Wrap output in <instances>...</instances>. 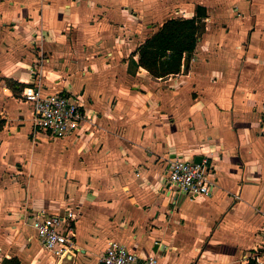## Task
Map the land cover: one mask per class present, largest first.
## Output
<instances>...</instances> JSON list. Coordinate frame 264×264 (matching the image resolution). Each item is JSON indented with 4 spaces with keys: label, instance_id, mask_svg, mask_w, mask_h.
<instances>
[{
    "label": "crops",
    "instance_id": "1",
    "mask_svg": "<svg viewBox=\"0 0 264 264\" xmlns=\"http://www.w3.org/2000/svg\"><path fill=\"white\" fill-rule=\"evenodd\" d=\"M198 6L186 70L152 77L137 49ZM38 86L74 96L86 120L38 133L22 99ZM196 156L213 166L212 192L168 193V160ZM68 210L64 264H97L113 241L158 264L264 261V0H0V264H63L31 219Z\"/></svg>",
    "mask_w": 264,
    "mask_h": 264
},
{
    "label": "built area",
    "instance_id": "2",
    "mask_svg": "<svg viewBox=\"0 0 264 264\" xmlns=\"http://www.w3.org/2000/svg\"><path fill=\"white\" fill-rule=\"evenodd\" d=\"M22 99L32 105L34 130H41L53 138L72 134L86 120L82 106L68 93L46 94L38 87L26 88ZM213 166L209 158L199 164L181 158L168 160L164 187L167 192H178L190 200L209 195L214 182L210 179ZM74 212L32 216L31 227L37 234L41 248L56 257L64 258L74 250ZM97 264H158L155 257L141 258L126 246L111 242ZM260 264H264V261Z\"/></svg>",
    "mask_w": 264,
    "mask_h": 264
},
{
    "label": "trees",
    "instance_id": "3",
    "mask_svg": "<svg viewBox=\"0 0 264 264\" xmlns=\"http://www.w3.org/2000/svg\"><path fill=\"white\" fill-rule=\"evenodd\" d=\"M206 10L198 6L192 19H169L156 33L138 49V65L154 78H165L182 71L186 54H191L197 45L198 36L204 30ZM17 92L16 82L7 81ZM22 87L21 85L19 86ZM1 264H20L16 258L4 260Z\"/></svg>",
    "mask_w": 264,
    "mask_h": 264
},
{
    "label": "rangeland",
    "instance_id": "4",
    "mask_svg": "<svg viewBox=\"0 0 264 264\" xmlns=\"http://www.w3.org/2000/svg\"><path fill=\"white\" fill-rule=\"evenodd\" d=\"M38 133H41V134H43L46 137L48 136L47 138L54 139L53 136L49 135L48 133H46L44 131L39 130ZM55 141L54 142H51L52 145L50 144V147H49L48 144H46L47 152H49L51 154V163H49V165H48L49 169H51V170L57 169V167L55 166V163L57 164V154H56V150H58L59 147H58V145L55 144Z\"/></svg>",
    "mask_w": 264,
    "mask_h": 264
},
{
    "label": "water",
    "instance_id": "5",
    "mask_svg": "<svg viewBox=\"0 0 264 264\" xmlns=\"http://www.w3.org/2000/svg\"><path fill=\"white\" fill-rule=\"evenodd\" d=\"M190 55L191 54H186V56L184 58V63H183V66H182V70L183 71H185L186 68H187V63H188V61L190 59ZM201 160H202V156H196L193 162L196 163V164H199L201 162ZM71 259H72L71 254L66 255L65 258H64L63 264L67 263V262H70Z\"/></svg>",
    "mask_w": 264,
    "mask_h": 264
}]
</instances>
